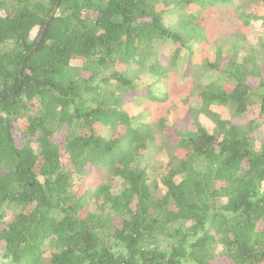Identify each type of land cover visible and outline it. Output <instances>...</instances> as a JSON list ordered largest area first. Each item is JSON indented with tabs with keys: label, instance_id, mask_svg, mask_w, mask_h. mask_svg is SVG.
<instances>
[{
	"label": "trees",
	"instance_id": "16d2710c",
	"mask_svg": "<svg viewBox=\"0 0 264 264\" xmlns=\"http://www.w3.org/2000/svg\"><path fill=\"white\" fill-rule=\"evenodd\" d=\"M233 1L0 0V264H264V41L213 42L220 79L183 99L190 126L126 109L162 100L141 78L160 86L205 39L196 8ZM99 166L113 183L79 189Z\"/></svg>",
	"mask_w": 264,
	"mask_h": 264
},
{
	"label": "rangeland",
	"instance_id": "374dc122",
	"mask_svg": "<svg viewBox=\"0 0 264 264\" xmlns=\"http://www.w3.org/2000/svg\"><path fill=\"white\" fill-rule=\"evenodd\" d=\"M191 10V9H190ZM188 10V11H190ZM248 11L262 13L264 7L259 0H234L232 3L226 5H214L206 8H196L197 14L200 16V24L203 25L206 37L204 40H199L194 43H190L189 47L191 51L186 53V50L180 53V57L173 66L171 71L165 77L160 86H149L148 78H141L142 86L145 89H150L151 92L162 97V100L153 101L145 100L144 97H129L130 100L126 104V109L128 112L138 113L140 111L145 119V121H156L158 118L162 117L166 123L165 131L173 123L176 125H188L186 110L187 105L183 103V99L187 95H194L196 90L200 88L201 85L210 82L214 79H220L215 75L214 71L207 70V62L214 61V55L211 48L213 42L216 41L218 37L226 36L228 40L234 41L238 39L244 44L251 43L260 40L264 41V26L261 24L260 20H251L250 23L245 24L239 16H237L238 11ZM192 11V10H191ZM170 16V15H169ZM169 16H165V19H170ZM32 33H35L33 30ZM155 57L160 61H165L168 55H171L174 48L172 46H167L166 44H160L154 48ZM243 54V50L239 52V55ZM258 66L261 70L262 75H264V57L257 60ZM207 70V71H206ZM165 90V92H164ZM195 91V92H194ZM165 94V99L163 96ZM125 97H128L125 95ZM213 110L221 113L222 117L227 119H234L231 117V113L227 107H211ZM251 110V111H250ZM248 116L245 118H237L239 122L246 119H253L258 117V110L250 108ZM203 124L207 128L212 127V123L207 120H202ZM258 125L256 129L251 133L253 138L258 141L264 139V119H258ZM100 133L108 137L111 130L108 126L101 127L97 126ZM208 129V130H209ZM18 131V130H17ZM65 135V129H59L54 133V138L57 141H61ZM172 134H169V138L172 139ZM176 152V151H175ZM153 155L151 161V169L156 170L162 168L166 163V154L161 151ZM148 171L150 169L148 168ZM113 183V178L111 177L107 168L99 166L92 168L89 174L84 178L79 184V189L84 190L86 188L93 189L96 185L104 183L106 181ZM120 180H118V183ZM120 185V184H119ZM264 190V184L262 186ZM3 209L7 212V215L11 214L15 210V207L4 206ZM14 209V210H13Z\"/></svg>",
	"mask_w": 264,
	"mask_h": 264
},
{
	"label": "water",
	"instance_id": "95a60500",
	"mask_svg": "<svg viewBox=\"0 0 264 264\" xmlns=\"http://www.w3.org/2000/svg\"><path fill=\"white\" fill-rule=\"evenodd\" d=\"M56 8H57V6L56 5H54V7H53V9H52V11L50 12V16H52L54 13H55V11H56ZM46 25V23L44 24V26ZM43 30V29H42ZM41 36V35H40ZM22 64H23V62H22ZM22 64H21V66H20V71H21V69H22Z\"/></svg>",
	"mask_w": 264,
	"mask_h": 264
}]
</instances>
